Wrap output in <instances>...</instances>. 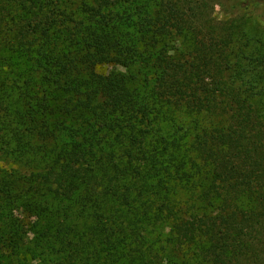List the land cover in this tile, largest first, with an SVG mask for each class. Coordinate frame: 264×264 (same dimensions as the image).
I'll return each mask as SVG.
<instances>
[{"label":"trees","instance_id":"16d2710c","mask_svg":"<svg viewBox=\"0 0 264 264\" xmlns=\"http://www.w3.org/2000/svg\"><path fill=\"white\" fill-rule=\"evenodd\" d=\"M5 1L0 260L264 264V41L200 38L167 3Z\"/></svg>","mask_w":264,"mask_h":264},{"label":"rangeland","instance_id":"374dc122","mask_svg":"<svg viewBox=\"0 0 264 264\" xmlns=\"http://www.w3.org/2000/svg\"><path fill=\"white\" fill-rule=\"evenodd\" d=\"M58 0H47V2L56 3ZM66 6L67 11H74L77 8L80 12L86 7L85 4L90 6H98L99 0H62ZM124 1V0H123ZM149 1L152 10H158L160 5L172 4L177 6L180 10V14L184 15V19L190 21L194 27L198 28V36L204 37L209 34H215L216 36L228 37L235 28L240 27L244 29L248 37L255 38L256 40L264 41V6L260 4V0H146ZM111 2H121V0H111ZM53 3V4H54ZM144 4L143 0H139L138 4ZM67 4V5H66ZM7 2L0 0V10L7 8ZM111 11L123 13L125 6H117ZM1 12V11H0ZM21 11L17 6L12 7V13H3L0 15V19L6 18L4 22H0V38L5 37V33L14 31L18 26ZM22 14V13H21ZM16 18V19H14ZM3 30V33L1 32ZM191 38V37H190ZM8 54V52H5ZM5 57V56H4ZM0 167L3 170H11L12 168L17 169L14 161L8 159L6 161L2 159ZM20 172H25V169H20ZM60 198L49 199L48 202L51 204L49 207L51 210L59 211L63 213L64 210H71L69 218L73 221H78L81 226L86 221L85 218L80 217L77 208L70 204L71 202ZM19 216V220L27 226H33L34 219H31V215L27 213L16 212ZM56 219V216H53ZM83 228V227H82ZM156 232H153L150 241L157 238L158 234H164L170 231V229L162 225L157 227ZM28 246L33 243L34 235L29 236ZM26 245V247L28 248ZM36 257L28 259L23 264H38L42 263L40 260L35 261ZM0 264H17L14 259L3 258L0 260ZM42 264H53L44 262Z\"/></svg>","mask_w":264,"mask_h":264}]
</instances>
